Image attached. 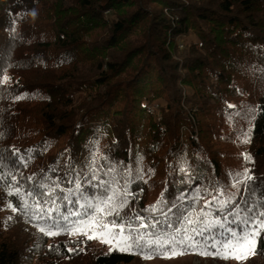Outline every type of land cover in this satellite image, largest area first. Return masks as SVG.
Here are the masks:
<instances>
[{
	"label": "trees",
	"instance_id": "16d2710c",
	"mask_svg": "<svg viewBox=\"0 0 264 264\" xmlns=\"http://www.w3.org/2000/svg\"><path fill=\"white\" fill-rule=\"evenodd\" d=\"M188 2L0 0V191L16 223L30 219L33 232L59 223L53 239L88 240L69 234L97 215L83 214L81 193L96 203L112 189H127L128 205L105 219L143 220V233L212 220L223 239L264 211V0ZM1 233L0 264L34 263ZM66 249L35 263L87 261ZM136 257L112 250L88 262Z\"/></svg>",
	"mask_w": 264,
	"mask_h": 264
},
{
	"label": "snow or ice",
	"instance_id": "6c2138e0",
	"mask_svg": "<svg viewBox=\"0 0 264 264\" xmlns=\"http://www.w3.org/2000/svg\"><path fill=\"white\" fill-rule=\"evenodd\" d=\"M6 79V78H5ZM229 107H232L229 105ZM247 142V140L245 141ZM31 151V150H28ZM30 158V157H28ZM22 160L24 158H21ZM246 160H251L250 156H245ZM240 175V174H238ZM245 182L253 179L248 174V170L242 174ZM93 178H95L93 176ZM87 181V177H85ZM90 182V181H89ZM74 183V181H69ZM76 191L81 190V183L75 182ZM249 190H251L249 188ZM107 192L108 189L106 188ZM112 194L103 198H97L96 203H93L83 193L81 198L84 203L80 205L82 209H85L84 215H87L88 209H93L97 215H93L91 220H82L79 223L72 225L70 233L71 235H82L88 240L99 239L100 242L114 246L120 251H137L143 254L145 259H151L155 256L161 258H173L177 255L187 254L189 250L196 251L200 255H212L213 257H219L222 259H236L238 261L247 259L249 256L256 254L257 244L264 233V220H260L259 224L255 221L258 217H264V211L259 212L256 216H246L242 222L248 226V230L236 232L229 229L228 235H225L223 239H217L215 235H211V229L215 225H219L223 228V225L219 221L209 220L203 224V227H196L191 230H185L183 234H169V233H143L141 228L147 227L143 220L138 227L133 228L131 223L126 221L124 223H117L115 219L107 220L108 216H119L120 212L128 205V193L127 189H124V195L121 196L119 190L112 189ZM15 194L20 195V189H15ZM8 195H13L11 190L8 191ZM73 195V190L69 189L68 194L63 199L69 200ZM54 203V201H53ZM226 203V202H225ZM23 210L27 211L29 205L26 200L21 199ZM13 212H17L18 207L9 205ZM157 206H153L151 211H155ZM251 212V208L246 209ZM69 215H81V213H69ZM37 217L33 215V219ZM67 219V217H65ZM140 219V217H135ZM192 223V221H189ZM60 224L56 223L49 226H40L39 231L47 236H56L60 234ZM208 232L209 236L205 237L204 233ZM199 236L201 239H196ZM215 249V251H210ZM73 251V249H69Z\"/></svg>",
	"mask_w": 264,
	"mask_h": 264
},
{
	"label": "rangeland",
	"instance_id": "374dc122",
	"mask_svg": "<svg viewBox=\"0 0 264 264\" xmlns=\"http://www.w3.org/2000/svg\"><path fill=\"white\" fill-rule=\"evenodd\" d=\"M179 2H184L186 4L189 3L188 0H179ZM169 36L170 39H172L173 36H171V34ZM170 52H172V54H175L174 51ZM78 96L79 94H77L75 98H77ZM160 115L161 114H158V116ZM135 199L137 203L139 199ZM10 204L11 203L7 202L6 199H4L0 191V226L2 231L1 238L4 240L8 239L12 243H15L20 246L23 245V255L33 256V264H36L35 261L37 260V255H40V258L44 261L56 262L54 261L52 255L50 256V253H53V255H57L61 251V249H63L64 246H67L68 250L73 249V254L75 255H72V257L70 258L79 255L81 257L84 256L85 260H87L78 264H89L88 260H90L91 257L95 255L110 252L112 250L120 251L114 246L102 243L99 239L95 238L91 240L75 241L73 243H69L63 239L48 240L43 236L44 234L42 232H33V230L31 231L29 226L26 225L24 222L18 221L19 224L16 223L15 219L19 217L16 215V212H13L11 210V208L9 207ZM11 205L14 206L13 203ZM67 249L66 251L68 252ZM121 252L137 254V257L135 258V261L132 264H264L263 254H254L249 256L247 259L238 261L236 259H222L218 256L213 257L212 255L204 256L198 254L197 252L177 255L173 258L154 257L151 259H145L143 254L138 253L137 251ZM48 257L49 259L52 258V260H47ZM56 258L58 259V256ZM64 262H69V260L66 259L63 261V263Z\"/></svg>",
	"mask_w": 264,
	"mask_h": 264
},
{
	"label": "clouds",
	"instance_id": "9594fccd",
	"mask_svg": "<svg viewBox=\"0 0 264 264\" xmlns=\"http://www.w3.org/2000/svg\"><path fill=\"white\" fill-rule=\"evenodd\" d=\"M136 194H141V193H136ZM142 196H143V193H142ZM141 196V197H142ZM138 204H139V202L137 203V206H138ZM36 221V220H35ZM26 225H28L29 226V228H31V229H33V227H32V223H31V220L30 219H28V220H26ZM59 235V234H58ZM56 236H52V238L51 239H53V238H55Z\"/></svg>",
	"mask_w": 264,
	"mask_h": 264
},
{
	"label": "built area",
	"instance_id": "2783aa9c",
	"mask_svg": "<svg viewBox=\"0 0 264 264\" xmlns=\"http://www.w3.org/2000/svg\"><path fill=\"white\" fill-rule=\"evenodd\" d=\"M141 194H142V193H141ZM141 194H139V195H134V197L137 198V199H140Z\"/></svg>",
	"mask_w": 264,
	"mask_h": 264
},
{
	"label": "bare ground",
	"instance_id": "6f19581e",
	"mask_svg": "<svg viewBox=\"0 0 264 264\" xmlns=\"http://www.w3.org/2000/svg\"><path fill=\"white\" fill-rule=\"evenodd\" d=\"M142 195V194H141ZM139 201V200H138ZM138 201H137V203H138Z\"/></svg>",
	"mask_w": 264,
	"mask_h": 264
}]
</instances>
